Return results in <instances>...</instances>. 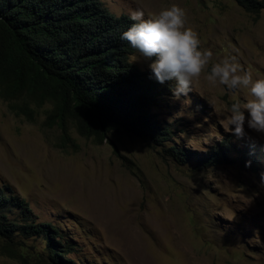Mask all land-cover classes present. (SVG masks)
I'll return each mask as SVG.
<instances>
[{
    "label": "rangeland",
    "instance_id": "374dc122",
    "mask_svg": "<svg viewBox=\"0 0 264 264\" xmlns=\"http://www.w3.org/2000/svg\"><path fill=\"white\" fill-rule=\"evenodd\" d=\"M103 1L117 15L140 9L145 19L177 4L201 49L213 52L187 97L173 98L175 79L161 84L168 103L151 111L176 136L162 147L121 131L97 143L72 123L66 134L47 123L49 103L37 105L26 94L12 102L0 97V185L31 211L11 206L0 220L12 229H61L74 247L63 255L73 264H264V132L248 127L247 112L243 137L225 132L220 121L250 92L206 79L229 56L254 80L264 78V9L255 19L235 0ZM130 60L150 70L139 51ZM167 146L194 156L216 147L226 159L205 167L195 159L180 163ZM33 229L18 228L11 238L0 233V264H52L46 240Z\"/></svg>",
    "mask_w": 264,
    "mask_h": 264
},
{
    "label": "trees",
    "instance_id": "16d2710c",
    "mask_svg": "<svg viewBox=\"0 0 264 264\" xmlns=\"http://www.w3.org/2000/svg\"><path fill=\"white\" fill-rule=\"evenodd\" d=\"M236 1L254 18L264 8V0ZM133 23L129 14H115L103 0H0V97L12 102L26 94L38 105L49 103L47 123L64 134L72 123L80 136L97 143L125 131L163 147L176 133L151 111L168 103L161 83L130 60L139 50L121 39ZM164 150L180 163L195 159L202 167L226 159L216 147L205 156L178 146ZM18 205L30 214L11 187L0 185V218L3 210ZM12 224L17 228L0 220V233L11 238L18 228L35 227L52 264H73L63 255L74 247L61 229L49 223ZM56 245L65 248L63 253Z\"/></svg>",
    "mask_w": 264,
    "mask_h": 264
},
{
    "label": "clouds",
    "instance_id": "9594fccd",
    "mask_svg": "<svg viewBox=\"0 0 264 264\" xmlns=\"http://www.w3.org/2000/svg\"><path fill=\"white\" fill-rule=\"evenodd\" d=\"M186 16L185 9L177 4H171L147 19L144 11L132 10L129 18L135 23L121 36L151 60L149 68L159 83L176 80L175 87L170 90L177 100L188 96L194 81L201 77L213 56L210 49H201L199 34L187 24ZM206 79L213 85L226 86L228 91L247 88L250 92L251 98L246 103L233 102L229 115L220 121L225 132L243 137L245 112L248 113V127L264 132V78L254 80L251 71L244 70L234 56H229L214 63ZM250 164V161L246 162V166ZM261 180L264 182V173H261Z\"/></svg>",
    "mask_w": 264,
    "mask_h": 264
},
{
    "label": "bare ground",
    "instance_id": "6f19581e",
    "mask_svg": "<svg viewBox=\"0 0 264 264\" xmlns=\"http://www.w3.org/2000/svg\"><path fill=\"white\" fill-rule=\"evenodd\" d=\"M49 115V114H48Z\"/></svg>",
    "mask_w": 264,
    "mask_h": 264
}]
</instances>
